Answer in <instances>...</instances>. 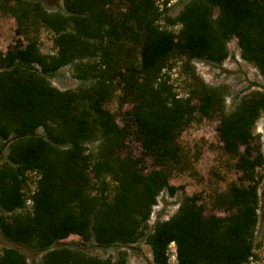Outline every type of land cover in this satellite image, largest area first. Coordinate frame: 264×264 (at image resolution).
I'll use <instances>...</instances> for the list:
<instances>
[{
  "label": "trees",
  "instance_id": "obj_1",
  "mask_svg": "<svg viewBox=\"0 0 264 264\" xmlns=\"http://www.w3.org/2000/svg\"><path fill=\"white\" fill-rule=\"evenodd\" d=\"M0 11L15 19L19 36L0 50V235L11 244L0 249V264H29L21 247L40 255L32 264H130L126 251L101 258L64 243L70 235L102 247L144 239L151 252L144 264H170L171 243L175 264L250 263L264 163L253 141L264 89L227 112L224 86L193 69L191 89L179 97L164 70L178 58L186 67L221 64L235 37L241 59L264 78V0H187L174 16L156 0H62L57 10L43 0H0ZM42 28L52 35L51 53L41 51ZM65 66L81 80L74 89L51 82ZM115 91L129 105L122 124L106 106ZM196 113L218 116V137L240 180L208 201L185 195L149 228L159 195L179 189L171 175L191 170L178 138ZM129 140L140 156L128 152ZM208 204L227 214L207 213Z\"/></svg>",
  "mask_w": 264,
  "mask_h": 264
},
{
  "label": "rangeland",
  "instance_id": "obj_2",
  "mask_svg": "<svg viewBox=\"0 0 264 264\" xmlns=\"http://www.w3.org/2000/svg\"><path fill=\"white\" fill-rule=\"evenodd\" d=\"M187 0H156L160 10L164 14L176 15ZM44 6L48 10H57L61 8L62 0H43ZM167 10L164 11V8ZM17 23L15 19L0 11V50L5 51L9 45H12L19 36L16 33ZM39 45L43 53L53 51L52 35L43 28L38 33ZM229 57L221 64L208 62L205 60H195L192 67L184 65L183 58H178L170 63V66L164 70L168 76L169 83L179 97H184L187 91L191 89L190 73L195 71L196 75L211 85L224 86L227 91L226 111L234 109L235 104L243 95L256 89H264V78L259 71L249 62L241 59L237 46V39L234 37L228 42ZM51 82L59 89H74L81 80L72 75V69L69 66L61 68L58 73L51 78ZM193 103H197L196 99ZM107 108L115 114L119 124H122L121 116L128 104H122L119 99V91H115L111 100L106 104ZM219 124L218 116L204 117L196 113L194 120L185 127L178 138L184 155L189 160L191 170L180 173H174L169 179V183L179 187L175 195L170 196L167 191H163L157 204L153 207L149 228L156 220L167 219L175 210L179 202L185 195L201 194L204 201L215 193L227 190L230 184L239 182L240 173L235 169L236 159L225 153L223 144L217 133ZM254 146L258 147L264 157V113L260 116L254 130ZM128 152L132 155L140 156L141 147L135 140L128 141ZM4 154L0 153V163ZM148 169L152 168L150 159H147ZM28 189L32 190L35 186L36 176L34 173L28 175ZM258 193H259V220L255 232L254 252L255 257L248 264H264V163L257 169ZM30 205V204H29ZM28 205V206H29ZM207 213L214 212L218 215H225L227 212L213 210L208 204ZM64 243L72 244L82 248L91 255L101 258H115L118 251H126L130 264H144L151 261V252L144 239L137 243L121 246L113 245L111 247H102L94 242L83 244L77 235H70L63 240ZM11 244L0 235V249ZM28 256L29 264L37 261L39 254L20 248Z\"/></svg>",
  "mask_w": 264,
  "mask_h": 264
},
{
  "label": "built area",
  "instance_id": "obj_3",
  "mask_svg": "<svg viewBox=\"0 0 264 264\" xmlns=\"http://www.w3.org/2000/svg\"><path fill=\"white\" fill-rule=\"evenodd\" d=\"M27 203L30 204V201L28 200ZM168 256H169V263L175 264L176 263V251H175L174 243H171L169 245Z\"/></svg>",
  "mask_w": 264,
  "mask_h": 264
}]
</instances>
